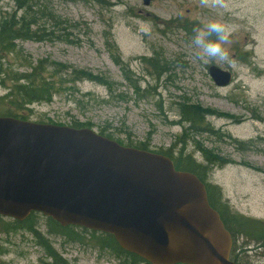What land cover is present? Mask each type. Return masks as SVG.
Wrapping results in <instances>:
<instances>
[{
    "label": "rangeland",
    "instance_id": "obj_1",
    "mask_svg": "<svg viewBox=\"0 0 264 264\" xmlns=\"http://www.w3.org/2000/svg\"><path fill=\"white\" fill-rule=\"evenodd\" d=\"M23 2L0 0V15L10 16ZM25 3L28 10L18 17L29 16L44 40L17 41L16 52L0 61L2 71L21 73L29 63L42 61L49 68L65 66L67 74L75 69L106 79V84L73 82L48 70L45 76L51 75L47 79L56 92L48 103L29 105L26 121L77 123L122 146L168 155L180 164L183 158L202 167L215 161L206 182L220 190L229 213L251 227L264 224V0ZM213 20L230 32L226 61L197 56L192 44L194 29ZM214 65L231 72L226 87L209 77ZM6 77L0 85L3 116L16 113L1 101L8 92L10 74ZM193 107L204 113L192 129L182 114ZM10 221L0 218V264H50L45 245L64 264H136L105 235L69 228L56 236L37 213L31 220L36 235L5 231L11 230ZM234 241L243 246L244 264H264V250L252 240L238 234Z\"/></svg>",
    "mask_w": 264,
    "mask_h": 264
},
{
    "label": "water",
    "instance_id": "obj_2",
    "mask_svg": "<svg viewBox=\"0 0 264 264\" xmlns=\"http://www.w3.org/2000/svg\"><path fill=\"white\" fill-rule=\"evenodd\" d=\"M208 75L218 87L232 78L216 66ZM33 212L109 234L148 264H235L204 185L165 156L91 129L0 117V216L22 221Z\"/></svg>",
    "mask_w": 264,
    "mask_h": 264
},
{
    "label": "trees",
    "instance_id": "obj_3",
    "mask_svg": "<svg viewBox=\"0 0 264 264\" xmlns=\"http://www.w3.org/2000/svg\"><path fill=\"white\" fill-rule=\"evenodd\" d=\"M25 1L26 0H24L22 4L19 3L17 5L18 8L16 9V11H14L10 16H4L2 14L0 15V61L3 60V58L8 56L9 54H14L16 52L15 49L17 41L31 40L38 42L44 40V35L38 31L29 16L28 18L26 17V15L21 18L18 17V13L22 11L26 13V11L28 10V8L25 7ZM114 64L116 66L120 65L118 58H114ZM152 65L155 67L156 70V64ZM50 69H52V72H54L53 75L55 76L62 74H65L66 76L69 75L73 79V82L87 80L90 82H102L106 84V79H104L103 77H101V79L100 77L92 73L74 69L71 70L70 74H67L65 73V66L53 64L49 68L46 67L42 61H38L36 64L29 63L27 66H25L24 70H22L21 73L15 72L16 74H12V72L7 74V71H2V67L0 66V85L4 84V79L7 78L6 76L10 74L9 86L7 87L8 92L5 94V98H3V100L1 101H6L7 109H11L13 112H16L12 114H7V117L25 120L24 114L27 111V107H29V105L34 103L38 104L40 102L48 103L51 101L53 94H55L54 92H56V90L54 87V83L47 79L51 75L45 76L47 71ZM125 78L126 80H129L128 73H125ZM130 80H132V78ZM133 87L137 86L133 85ZM189 110L190 112H187V115L185 113H183L182 115L185 116L188 121H191L190 124L191 128L193 129L195 128L193 124L197 122L200 123L204 112H202L196 107L190 108ZM71 127L74 129L84 128L81 125H78L77 123L72 125ZM165 156L169 157L168 155ZM174 163L175 168L177 170L182 172L186 171L191 174H194L198 177L201 182L205 184L209 205L218 213L219 217L223 222L224 228H226V230L230 233L232 240H234V238H237V235L240 234V236L248 237L256 244L258 248L264 250V224H261L260 227H251L245 223V218L243 219L240 216L229 213L228 206L221 202L222 194L220 193V190L215 186L207 184V174L211 171L212 165H216L215 161L207 162V165L204 167L194 164V162L188 158H183L181 164L178 162ZM219 164L224 163L219 162L218 165ZM34 215L35 213L31 214L22 223L14 221L8 223V226H11V230L7 231H17L26 229L30 233L35 234L34 225L31 221ZM47 220L52 225V229L50 230L51 234H54L56 236L58 234H63V232L65 231L64 228H61L58 224H55L50 219ZM105 237H107L110 240L109 242L111 244L113 243L114 248L122 252L124 256L132 258L136 264L144 263L137 256H134L132 254L128 255L122 250H120L117 245H114L113 239L110 235H105ZM43 248H45V257L52 259V263L50 264H64L61 259H58L56 253L50 251L48 245H45V247L43 246ZM242 253H245V251H243V246L237 247L234 244L233 248L231 249L230 261L237 264H244L242 263L244 260V258L241 256Z\"/></svg>",
    "mask_w": 264,
    "mask_h": 264
},
{
    "label": "clouds",
    "instance_id": "obj_4",
    "mask_svg": "<svg viewBox=\"0 0 264 264\" xmlns=\"http://www.w3.org/2000/svg\"><path fill=\"white\" fill-rule=\"evenodd\" d=\"M211 34H215V39H209ZM230 32L227 27L219 21H209L201 28L194 29L192 44L199 49L197 56H204L209 59H219L226 61L229 52L224 45L229 43Z\"/></svg>",
    "mask_w": 264,
    "mask_h": 264
}]
</instances>
